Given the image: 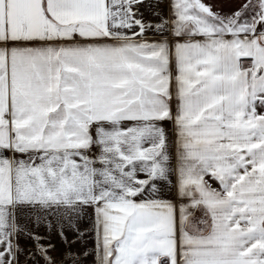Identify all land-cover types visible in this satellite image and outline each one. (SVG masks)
<instances>
[{"label":"snow or ice","instance_id":"snow-or-ice-1","mask_svg":"<svg viewBox=\"0 0 264 264\" xmlns=\"http://www.w3.org/2000/svg\"><path fill=\"white\" fill-rule=\"evenodd\" d=\"M22 256L264 264V0H0V264Z\"/></svg>","mask_w":264,"mask_h":264},{"label":"crops","instance_id":"crops-1","mask_svg":"<svg viewBox=\"0 0 264 264\" xmlns=\"http://www.w3.org/2000/svg\"><path fill=\"white\" fill-rule=\"evenodd\" d=\"M217 2L219 3L220 0H217ZM234 6V5H233ZM161 7L164 8V12L165 14H167V7L164 3L161 4ZM225 11H227V7L224 8ZM146 19H153L155 20V18L151 17L148 13H146ZM173 107H175V104H173ZM167 129H168V132H169V136L170 138H172L174 136V133L172 131V125L171 123H168L167 124ZM165 199H169V200H172L173 202L175 203H179V198L178 196L176 195V190L175 188H171V189H165V196H164ZM92 217H93V211L92 209H86L85 210V214L83 216V219L81 220L80 222V228L81 230H85V229H90L91 228V221H92ZM87 240V248L89 251H91L92 249V237L91 235L87 236L85 238ZM21 247L23 248H28L30 247V244L31 242L30 241H25L24 239H21ZM53 243H56L57 244V251L56 252H52L51 255L52 256H57L58 255V252H59V249H60V245L58 243V240L54 237L53 238ZM77 247L79 248L80 245H77ZM21 264H25V260H24V257L22 256L21 257ZM83 264H93V257L92 256H89L87 257Z\"/></svg>","mask_w":264,"mask_h":264}]
</instances>
